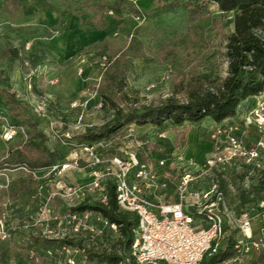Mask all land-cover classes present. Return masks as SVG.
<instances>
[{
	"label": "rangeland",
	"instance_id": "obj_1",
	"mask_svg": "<svg viewBox=\"0 0 264 264\" xmlns=\"http://www.w3.org/2000/svg\"><path fill=\"white\" fill-rule=\"evenodd\" d=\"M80 1L84 0H0V89L15 93L30 103L45 101L46 117L35 115L33 118L39 121L38 130L43 132L45 144L50 149L58 147L62 161L70 156L71 148L60 141L58 134L69 124H75L82 116L85 124L98 126L113 117L114 112L103 107L98 86L106 62L115 60L117 55L129 61L124 90L128 101L124 105L157 104L160 98L172 96L175 85L184 75L190 78L227 76L229 64L224 36L235 30L234 15L221 12L217 4L206 3L215 19H201L198 28L190 26L185 7L156 10L158 0H136L146 16L139 20L131 9H124L122 13L106 11L104 16L108 25L102 29L99 12L79 9ZM259 34L264 39V30ZM261 94L264 96V92ZM177 98L185 100V95L178 94ZM74 102H78L77 107H73ZM242 109L246 107L242 105ZM32 112L30 110L31 116ZM244 115L240 111L238 118L241 119H235V122L239 125L238 133L252 145L259 135L255 128L244 125ZM11 125L17 127V135L6 140L3 134ZM220 126L211 118L200 124L186 122L174 129L133 125L125 133L108 140L109 146L101 153L105 157L134 153L147 161L172 156L171 180L168 187L158 189L156 194L163 201L175 200L176 184L185 172L197 177L192 187L194 191L208 188L211 177L204 172L203 162L206 156L215 152L216 144H224L225 136L215 137ZM29 133V127L12 117L0 96V164L13 148L29 139ZM87 163V158L83 157L82 166ZM244 170L248 177L241 186L248 189L257 185L258 173L247 168L241 160L228 164L224 174L230 183L231 172ZM1 172L9 175L11 183L8 187H0V215L6 216L12 229L9 241L0 242V250L5 251V259L0 264H69V255L61 247L35 246L29 240L30 235L44 237L39 226H23L25 220L38 218L50 193L59 190V179L46 176L34 180L22 170ZM212 174L213 177L220 175L219 172ZM80 177L89 178L90 168L85 166L80 172H71L61 182L83 185L88 182L80 183L76 179ZM5 178L0 174V184ZM230 188L234 194L226 198L225 220L230 231L237 232L238 238H242L238 221L242 212L237 199L239 193L233 185ZM77 202L56 197L51 205L57 214L64 216L73 208L69 203ZM252 228L257 236L264 232L262 214L255 216ZM70 236L83 239L88 248L97 252L119 250V232L109 230L97 235L85 229L81 233L71 232ZM23 249L27 259L20 263L17 256ZM31 252L37 255L38 261L30 258ZM257 255L244 258L238 264H253ZM76 257L78 264H97L82 250Z\"/></svg>",
	"mask_w": 264,
	"mask_h": 264
},
{
	"label": "built area",
	"instance_id": "obj_2",
	"mask_svg": "<svg viewBox=\"0 0 264 264\" xmlns=\"http://www.w3.org/2000/svg\"><path fill=\"white\" fill-rule=\"evenodd\" d=\"M137 19L141 20V17L138 16ZM30 105L38 116L46 117L45 101ZM72 105L77 107L78 102ZM82 121L81 116L75 124H69L64 132L58 134L63 144L71 145V154L65 160L40 170H32L25 165L13 168L22 170L34 180L46 176L59 179V190L50 193L48 202L40 209L38 218L35 221L25 220L23 226H39L44 237L53 239H62L70 236L71 232L81 233L85 229L97 235L109 230L119 232V225L110 223L99 212L70 209L64 216H60L51 205L56 197L70 202L78 201L75 204L69 203L72 207L86 199L106 201L108 182L113 181L116 184L120 209L138 215V223L133 229L134 241L125 264H202L206 255L211 256L219 250L226 237L227 196L221 187L220 175L213 177L212 173L224 174L225 167L235 160H241L250 166L252 171L258 173L259 178L264 171V98L242 117L247 128L253 127L257 131L259 137L256 142L247 144L238 133L237 123L226 122L221 125L215 137L225 136L224 144H216L215 152L206 156L203 162L204 172L211 177L208 188L194 191L192 187L197 177L191 172H185L176 184L175 200L163 201L158 199L156 194L158 189L168 187L171 180L170 170L174 166L172 156L150 161L143 160L134 153H127L124 157H105L101 150L109 146L108 140L93 144L72 142L75 131L82 132L89 126ZM51 127H54L52 122ZM16 135L15 125L9 126L3 134L6 140H12ZM83 157L88 160L85 166L90 168V180L84 185L61 182L69 173L80 172L85 168L82 166ZM1 171L0 169V174H4L6 178L0 187H8L11 179L7 173ZM96 195L100 198H95ZM154 196L157 198L154 199ZM261 214L264 217V199L257 205L242 209L238 221L244 236L239 238L235 245L238 255L223 264H234L253 254L264 253V232L257 236L252 228L255 216ZM52 223L58 225L54 226ZM11 229L6 216L0 215V240H9ZM61 249L69 255V264H78L76 255L80 251L79 248L64 245ZM30 258L39 260L34 252H31Z\"/></svg>",
	"mask_w": 264,
	"mask_h": 264
},
{
	"label": "trees",
	"instance_id": "obj_3",
	"mask_svg": "<svg viewBox=\"0 0 264 264\" xmlns=\"http://www.w3.org/2000/svg\"><path fill=\"white\" fill-rule=\"evenodd\" d=\"M158 2L156 10L185 7L189 14L190 26L198 28L201 19L205 20L210 17L215 19L207 10L206 3H215L221 12L234 15L235 30L224 36L226 38L225 55L229 64L227 76L202 75L190 78L184 75L175 85L172 96L165 99L160 98L157 104L124 105L128 101L124 90L127 85L129 61L126 57L117 55L115 60L106 62L107 65L98 86V92L103 99V107L113 111V117L101 125L87 126L84 131L74 134L73 143L93 144L110 140L115 135L125 133L133 125L151 126L158 129L170 126L174 129L186 122L200 124L206 118L221 123L237 117L241 106L248 98L260 95L264 91V39L259 34V31L264 30V0H158ZM83 8L99 12L102 29L108 25L104 16L106 11L122 13L124 9H131L137 16L147 15L143 8L138 6L136 0H84L79 2V9ZM175 94H184L185 100L177 98ZM0 96L10 109L12 117L20 119L30 129L29 139L9 152L7 158L0 164V169H13L25 165L32 170H40L62 161V153L58 147L50 149L45 144L44 134L38 130L39 121L33 118L37 114L30 103L5 89H0ZM30 110L33 111L32 116ZM67 146L71 148L70 144ZM231 174L230 183L223 176L224 174H220V184L226 196L234 194L230 185H233L236 191L238 190L237 199H239L241 210L257 205L260 200L264 199V171L261 173L258 184L248 189L241 186L247 175L245 170L233 171ZM28 176L32 179L30 175ZM72 210L99 212L110 223L118 224L119 250L97 252L88 248L83 239L72 236L53 239L30 235L29 240L33 241L35 246L43 244L44 246L77 247L97 264H125L134 241L133 229L138 223V215L120 209L116 184L113 181L108 182L106 201L86 199L74 206ZM225 229L226 237L219 250L211 256L206 255L202 264H223L237 257L238 252L235 246L239 239L237 232H231L228 225ZM257 256L253 264H264V253ZM17 257L20 263L26 261L25 249L21 250ZM4 259L5 251L0 250V262Z\"/></svg>",
	"mask_w": 264,
	"mask_h": 264
},
{
	"label": "crops",
	"instance_id": "obj_4",
	"mask_svg": "<svg viewBox=\"0 0 264 264\" xmlns=\"http://www.w3.org/2000/svg\"><path fill=\"white\" fill-rule=\"evenodd\" d=\"M145 1V0H144ZM264 98V96H263V94H260V95H256V96H252V97H250V98H248L245 102H244V104H243V106H245L246 107V109H242L241 111H243V113H246V112H248L251 108H253L254 106H256L257 105V103L259 102V101H261L262 99ZM25 100V99H24ZM239 116H237V117H235V118H233V119H229V120H226V121H224V122H221V123H217V124H219V125H223L224 123H226V122H228V123H236L235 122V119H237L236 121H238L239 119H241V118H238ZM77 179V181H79L80 183H83V182H85V181H89L90 180V177L89 178H76ZM6 241H9V240H6ZM5 241V242H6ZM0 242H2V240H0ZM4 243V242H3Z\"/></svg>",
	"mask_w": 264,
	"mask_h": 264
}]
</instances>
